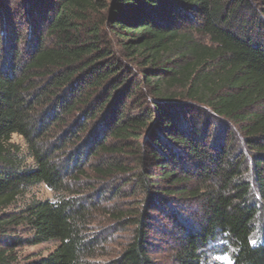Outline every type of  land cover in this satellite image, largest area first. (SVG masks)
Listing matches in <instances>:
<instances>
[{"label":"trees","instance_id":"trees-1","mask_svg":"<svg viewBox=\"0 0 264 264\" xmlns=\"http://www.w3.org/2000/svg\"><path fill=\"white\" fill-rule=\"evenodd\" d=\"M29 2L0 34V264L47 243L30 264H92L87 184L131 172L104 264H154L159 221L172 264H264V0ZM36 185L56 200L16 207Z\"/></svg>","mask_w":264,"mask_h":264},{"label":"rangeland","instance_id":"rangeland-1","mask_svg":"<svg viewBox=\"0 0 264 264\" xmlns=\"http://www.w3.org/2000/svg\"><path fill=\"white\" fill-rule=\"evenodd\" d=\"M32 0H0V34L4 32L5 34L9 35L13 34L15 31L14 27L11 29V24H9V20H16L17 15L20 12H23V8L27 10L32 9V4L29 2ZM25 13V11H24ZM21 26L18 27V30L22 29V26L25 23L26 18H19L18 21L22 20ZM10 26L6 29V26ZM17 29V28H16ZM26 26L24 25L23 34H26ZM12 142L21 146L22 149L25 148L24 142L21 138L14 136L12 138ZM122 162L124 163L125 167H135L134 157L131 155L122 156ZM92 164H96L97 161L92 160ZM139 167V166H138ZM88 177H91L89 170L87 171ZM134 172L127 173L126 175H114L112 180V185L109 184L108 186L105 185H97L93 184L92 182H88L87 185H93L94 191H90V195H92L93 199H97L104 188L108 191L105 193V202H101V204L96 201L94 204L97 208H95L94 212H91L90 215V230L88 236L90 239L98 236L97 243L94 244V249L96 251L97 257L92 260V264H104L107 261L113 259L118 251L120 250L121 246L126 241V233L119 231V228L113 223L107 220V217L103 215L105 212L111 211L114 212L115 210H126V209H137L139 203V197L137 194L136 196H132L129 194V185L125 186L124 189H127L125 194L122 196L117 195L114 198L113 193L115 187H121L124 183L128 182ZM91 183V184H90ZM83 193L86 194L89 191L87 189H83ZM128 192V193H127ZM82 193V194H83ZM87 195V194H86ZM71 197V196H70ZM69 197V198H70ZM55 201L56 195L46 188L44 185H36L30 188L26 195L21 198L16 207H21L24 204H27L31 201ZM167 228L166 223L159 221L157 223L153 222L150 226L151 230L149 233L150 238V245H151V257L153 259L154 264H172L171 263V246L169 244V240L164 237L163 230L165 229L164 226ZM169 227V226H168ZM18 232H22L21 228L17 229ZM21 237L25 238V234H21ZM55 243H47L42 244L37 247L33 248H25L19 251V258L18 264H30L32 262L39 261L43 258H46L47 255L54 249ZM40 254V255H39ZM208 264H220V263H229V258L227 255H222L220 253H213L208 254ZM27 261V262H25Z\"/></svg>","mask_w":264,"mask_h":264},{"label":"snow or ice","instance_id":"snow-or-ice-1","mask_svg":"<svg viewBox=\"0 0 264 264\" xmlns=\"http://www.w3.org/2000/svg\"><path fill=\"white\" fill-rule=\"evenodd\" d=\"M253 243H255V241H253Z\"/></svg>","mask_w":264,"mask_h":264}]
</instances>
